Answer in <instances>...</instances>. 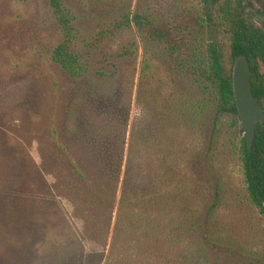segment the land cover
<instances>
[{
	"label": "rangeland",
	"instance_id": "obj_1",
	"mask_svg": "<svg viewBox=\"0 0 264 264\" xmlns=\"http://www.w3.org/2000/svg\"><path fill=\"white\" fill-rule=\"evenodd\" d=\"M64 1L77 16L73 49L90 61L81 78L53 58L63 34L49 0H0V264H168L171 241L158 235L145 248L135 224L120 233L115 225L133 130L170 95L209 102L205 127H185L182 136L189 159L204 152L212 165L199 161V230L183 233L186 243L174 253L187 254V264H264V218L247 194L241 122L216 117V89L205 93L177 78L170 56L135 25L114 29L129 9H151L158 24L194 25L182 10L195 13L201 0ZM228 38L219 35L231 68ZM147 58L158 84L143 80ZM102 67L108 74L101 78ZM111 153L123 155L112 173L104 160ZM157 222L166 225L161 216Z\"/></svg>",
	"mask_w": 264,
	"mask_h": 264
},
{
	"label": "trees",
	"instance_id": "obj_2",
	"mask_svg": "<svg viewBox=\"0 0 264 264\" xmlns=\"http://www.w3.org/2000/svg\"><path fill=\"white\" fill-rule=\"evenodd\" d=\"M49 3L63 34L62 41L54 49L53 58L71 76L81 78L90 61L73 49L78 39L77 16L64 0H49ZM109 6L121 7V1L109 0ZM123 8L127 9V6ZM182 11L192 18L194 25L175 24L169 20L158 24L151 9H129L124 11L121 19L115 17L114 29L135 25L143 31L146 39L153 40L159 53L170 56V72L177 74V78L187 77L205 93L213 87L216 89V117L232 115L236 117V125L241 119L232 85L233 66H226L224 44L219 39L221 33L227 32L231 61L234 62L238 55L248 58L252 69V94L255 102L264 108V80L258 70L264 64V33L246 19L243 0H201V6L195 13L191 8ZM179 34L185 37L176 40ZM154 66L153 59H145L142 76L145 83L150 85L153 82L158 84L152 73ZM107 74L106 68L102 67L100 77ZM144 98L150 100L146 95ZM150 101L153 104L154 100ZM208 105L204 97L195 101L189 96H163L153 104L157 108L152 109L150 115L156 111L154 117H143L137 123L129 143L115 231L128 232L135 224L144 234L143 239H147L142 243H139L142 238L138 240V244L145 248L153 246L152 240L158 235L162 236L163 242L171 241L174 249L169 254L168 264L188 263L187 254L177 257L179 253L174 252L178 246L186 243L183 233L199 230V210L205 191L199 161L203 162L204 158L206 163L211 164L204 152L199 153L196 159L188 158L182 133L185 127H205ZM241 130L244 132L243 126ZM241 157L248 197L264 218V130L259 124L256 125L251 148L243 136ZM104 160L111 173L122 169L123 155L119 160V156L111 153ZM186 161L191 167L190 171L185 165ZM217 201L216 195L211 208L218 205ZM157 216L163 217L166 225L159 224ZM189 247L195 249L192 245ZM193 250L194 255L196 250ZM200 252L198 250L197 254L201 256ZM194 264H202V261L197 260Z\"/></svg>",
	"mask_w": 264,
	"mask_h": 264
},
{
	"label": "water",
	"instance_id": "obj_3",
	"mask_svg": "<svg viewBox=\"0 0 264 264\" xmlns=\"http://www.w3.org/2000/svg\"><path fill=\"white\" fill-rule=\"evenodd\" d=\"M232 85L236 107L244 128L248 147L251 148L255 137L256 125L264 121V111L254 100L251 87V68L245 55L235 57L232 70ZM262 128L264 130V124Z\"/></svg>",
	"mask_w": 264,
	"mask_h": 264
},
{
	"label": "flooded vegetation",
	"instance_id": "obj_4",
	"mask_svg": "<svg viewBox=\"0 0 264 264\" xmlns=\"http://www.w3.org/2000/svg\"><path fill=\"white\" fill-rule=\"evenodd\" d=\"M243 4L246 6V13H247L246 19H248L252 25H254L257 29L262 30L264 33V0H243ZM262 43H264V39H262ZM258 70L261 73L264 80L263 63L259 66ZM251 80H252V69H251ZM258 124L262 127L264 121Z\"/></svg>",
	"mask_w": 264,
	"mask_h": 264
}]
</instances>
